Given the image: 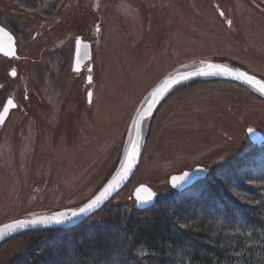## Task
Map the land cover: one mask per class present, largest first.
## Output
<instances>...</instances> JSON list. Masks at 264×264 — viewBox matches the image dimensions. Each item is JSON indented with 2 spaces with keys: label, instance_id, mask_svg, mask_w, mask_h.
<instances>
[{
  "label": "rangeland",
  "instance_id": "374dc122",
  "mask_svg": "<svg viewBox=\"0 0 264 264\" xmlns=\"http://www.w3.org/2000/svg\"><path fill=\"white\" fill-rule=\"evenodd\" d=\"M54 2L0 0V23L14 31L17 45L15 58L0 55V103L7 95L20 102L0 129V224L75 208L95 195L123 157L137 110L164 76L212 61L264 80V0ZM79 34L92 48L87 83L84 71H72ZM207 80L188 81L163 98L144 123L130 180L82 222L89 224L82 233L67 235L91 242L97 234L91 225L115 205L124 216L146 220L149 213L135 209L132 198L144 183L182 224H205L212 238L250 236L242 214L264 202V142L253 144L246 128L264 135V97L238 83ZM195 165L209 168L207 209L197 203V182L181 192L168 184L171 174ZM35 231L0 243V264H41L60 239L44 248L47 233ZM108 232L110 253L93 264H149L148 252L129 249L121 230ZM72 238L64 245L71 247Z\"/></svg>",
  "mask_w": 264,
  "mask_h": 264
},
{
  "label": "trees",
  "instance_id": "16d2710c",
  "mask_svg": "<svg viewBox=\"0 0 264 264\" xmlns=\"http://www.w3.org/2000/svg\"><path fill=\"white\" fill-rule=\"evenodd\" d=\"M210 80L218 79L207 81ZM209 184L204 179L196 183L199 188L197 194L201 197L197 203L199 206L205 205L203 206L205 209L211 206L206 205L208 202L204 199L205 196H210L211 186ZM217 203L214 201V204ZM144 211L149 213L148 218L135 221L127 215L124 216L123 211L116 205L110 207L103 216H99L98 222L91 225L92 229L97 231L93 238L94 241L92 239L91 242L83 240L81 234H78L76 238L73 237L74 239L67 235L69 231L78 228L81 229L78 233H82L89 225L86 223L68 229L35 231L47 233L40 239L44 241V248H49L53 241L60 239L56 249L51 246L52 251L47 250L41 264H61L63 261V264L67 261L66 264L101 262L110 253V243L106 240L110 236L107 229L113 226L121 230L125 245L129 249L139 248L148 252V258L151 260L149 264H264V202L260 209L253 207L250 208V212L246 211L242 214V218H246L249 222V230H253L247 238L239 234L228 239L224 232L212 238L214 235L210 234V227L198 224V222L195 224L192 221L182 224L171 210L157 200ZM181 212L186 213L184 210ZM226 213L227 217L231 214L228 211ZM217 216L222 218L223 215L217 214ZM122 220L124 227L121 226ZM69 238H72L71 247L64 245ZM38 255L36 252L34 259ZM31 260H24V264H37ZM138 261H136L137 264H147L140 259Z\"/></svg>",
  "mask_w": 264,
  "mask_h": 264
},
{
  "label": "water",
  "instance_id": "95a60500",
  "mask_svg": "<svg viewBox=\"0 0 264 264\" xmlns=\"http://www.w3.org/2000/svg\"><path fill=\"white\" fill-rule=\"evenodd\" d=\"M0 28H3L2 26H0ZM4 32H0V53L5 55V56H13L15 54V44H14V38L12 36V34L6 30L5 28ZM5 33H7V35H5ZM75 49H74V57H73V63H74V70H78L79 68L77 67V64H85V63H89L90 62V44L89 42H84L80 39H77L75 42ZM209 64H219L221 66L227 67L230 70H239L242 72L247 73L250 76L255 77L256 80H260L261 82H264V80H262L261 78H259L258 76H255L249 72H247L246 70L239 68V67H231L228 66L226 64L220 63V62H212V61H203L197 65L191 66V67H185L183 69L174 71L172 73H170L169 75L164 76L157 84H155L150 91L147 94V97L145 98L144 102L142 103L141 107H139V109L137 110L134 118L132 119V128H131V134H130V139L127 143V146L125 148L123 157L120 161V163L118 164L117 168L115 169L114 173L111 175V177L106 181V183L100 188V190L95 194L97 195L103 188L104 186L108 183V181L119 171H123V168L126 164V154L128 152L131 151L132 145L133 143H136L137 148H138V154L136 156L135 159V163L132 167V169L130 170V172L128 173V176L126 177V179H124L123 181L120 182L119 186L116 187L112 193L110 194V196L103 201L97 208L92 209L91 211L85 213V214H81L79 216L73 217L70 220H67L63 223H49V224H44V223H37V224H29L26 225L24 228H18L16 229L14 232L11 233H6L2 236H0V243L4 242L5 240L11 238L14 235H17L19 233L25 232V231H30V230H39V229H68V228H72L76 225H79L80 223H82L84 220H86L87 218H89L91 215L95 214L97 211H99L109 200L110 198L115 195L116 193H118L126 184L127 182L130 180L132 174L134 173L136 166L139 162L140 159V154H141V149L144 145V138L142 137L143 135V126L145 121H147L148 119H150L152 117V115L154 114L157 106L159 105V103L163 100V98L170 93L172 90H174L175 88H177L178 86H180L181 84H184L188 81L191 80H195V79H220V80H226V81H231L234 83H238L241 85H244L245 87L255 91L256 93H258L260 96L264 97V95H262L260 93L259 86L255 85V84H248L246 83L244 80H237L234 78V76H230V75H208V76H202V75H191V73L193 72H199L201 70H208L207 66ZM88 69H90V66L87 67ZM183 76H187L188 79H183L181 80L180 78ZM87 80H89V78H87ZM172 80H177L178 82L176 84H171L170 82ZM167 82V83H166ZM157 89H161L163 90L161 92V94L156 98L155 103H153V93L157 90ZM88 97V101L90 100V92H88L87 94ZM151 104V108H149V105ZM4 109V108H3ZM3 109L0 113L3 112ZM7 115V113H4V118ZM137 120L140 121L139 126H137ZM1 122V121H0ZM139 131V135H137V132ZM246 133L248 138L250 139V141L255 144V145H261L264 142V135L258 131L257 129L253 128V127H247L246 128ZM209 172V168L201 166V165H195L194 167H192L191 169H185L182 170L179 173H174L171 174L168 177V184L169 186L174 189L177 192H181L184 191L187 188H190L193 184H195L196 182H198L199 180L203 179L206 177V175ZM184 173H188V176L182 181L176 184L175 187H173L172 183H171V178L172 177H179L182 176ZM146 187L147 189H149L154 195L153 198L146 202V203H141L138 202L137 200V193L138 190L141 189V187ZM93 195L91 198H89L87 201H85L84 203H82L81 205L75 207V208H79L81 207L83 204L87 203L89 200H91L92 198H94ZM140 196H144L145 193L143 191L139 192ZM132 198L134 199V206L137 210H146L147 208L151 207L155 201H156V193L155 191L148 186L147 184L144 183H140L138 184L132 191ZM67 209H73V208H63V209H59V210H55L52 211L50 213L47 214H38V215H33L30 217H26V218H19V219H15V220H11L8 222H5L3 224H0V226H3L4 224H8V223H12L13 221L16 220H20V219H32V218H37V217H42V216H50L53 215L55 213L61 212V211H65Z\"/></svg>",
  "mask_w": 264,
  "mask_h": 264
},
{
  "label": "snow or ice",
  "instance_id": "6c2138e0",
  "mask_svg": "<svg viewBox=\"0 0 264 264\" xmlns=\"http://www.w3.org/2000/svg\"><path fill=\"white\" fill-rule=\"evenodd\" d=\"M0 32H4L3 28H0ZM7 35V33H5ZM208 70H201L199 72H193L191 75H202V76H208V75H230L234 76L237 80H244L248 84H255L259 86V91L262 95H264V82H261L260 80H256L255 77L248 75L245 72L239 71V70H230L227 67L221 66L219 64H209L207 66ZM14 75V73H13ZM188 79L187 76H183L180 78ZM177 80H172L171 84H176ZM167 83V82H166ZM163 90L157 89L152 95H153V103H155L156 98L161 94ZM13 106V102L11 99L8 100L7 104L5 105L3 112L0 113V121H3L4 119V113H7L9 110V107ZM149 108H151V104L149 105ZM137 126H139L140 121L137 120ZM137 135H139V131L137 132ZM138 154V148L136 143H133L131 151L126 154V164L123 168V171L117 172L104 186V188L94 196L91 200H89L87 203L83 204L79 208H73V209H67L65 211H61L58 213H55L50 216H42L32 219H20L13 221L12 223L4 224L3 226H0V236L14 232L18 228H24L26 225L29 224H37V223H63L67 220L72 219L73 217L79 216L81 214H85L92 209L97 208L103 201H105L112 191L119 186L120 182L126 179L128 176V173L132 169L136 156ZM188 176V173H184L182 176L179 177H172L171 183L173 187L176 186L177 183L182 182L186 177ZM143 191L145 193L144 196H140L139 192ZM153 193L147 189L146 187H141V189L138 190L137 193V200L141 203H146L150 201L153 198Z\"/></svg>",
  "mask_w": 264,
  "mask_h": 264
},
{
  "label": "flooded vegetation",
  "instance_id": "af4514ba",
  "mask_svg": "<svg viewBox=\"0 0 264 264\" xmlns=\"http://www.w3.org/2000/svg\"><path fill=\"white\" fill-rule=\"evenodd\" d=\"M55 2H57V0H55ZM54 2V3H55ZM63 2V1H62ZM61 2V3H62ZM54 6H56V5H54ZM0 26H2L3 28H5L6 30H8L11 34H12V36H13V38H14V44H15V54L13 55V56H10V57H8V56H5V55H3V54H1L0 53V55L1 56H3V57H5V58H7V59H12L13 57L15 58L16 57V49H17V45H16V36H15V33H14V31L10 28V27H8V26H6V25H3V24H1L0 23ZM99 28L98 27H96V30H98ZM77 39H80V40H82V41H84V42H89V41H87V40H85L84 39V37H83V35L81 34H79V35H76V38H75V40H74V48H73V57H74V49H75V47H76V45H75V42H76V40ZM89 44H90V62L89 63H85V64H77V67L79 68L78 70H74L73 69V67H74V63H73V57H72V71L74 72V73H81L82 71H84L85 72V80H86V83L87 82H89L90 80H92V75H91V69H92V63H91V51H92V48H91V42H89ZM88 66H90V69H88L87 67ZM13 73H14V75H13ZM7 74L9 75V77H14L15 75H16V70L15 69H13V68H9L8 70H7ZM87 78H89V80H87ZM88 84H90V83H88ZM1 84H0V89H1ZM87 94H88V91L86 92V96H87ZM29 97L30 96H25L24 98L26 99V100H29ZM0 98H1V96H0ZM9 99H11L12 100V102H13V106H11V107H9V110H8V112H7V115L5 116V118L3 119V121H1L0 122V129L5 125V123L7 122V120H8V118H10V114L12 113V111H15L16 109H18V108H20V102H19V100H17L16 99V97L15 96H12V95H7V96H5L3 99H2V101H1V103H0V112L2 111V109L5 107V105L7 104V102H8V100ZM87 100H88V97H87ZM24 107L22 106V109H23Z\"/></svg>",
  "mask_w": 264,
  "mask_h": 264
},
{
  "label": "bare ground",
  "instance_id": "6f19581e",
  "mask_svg": "<svg viewBox=\"0 0 264 264\" xmlns=\"http://www.w3.org/2000/svg\"><path fill=\"white\" fill-rule=\"evenodd\" d=\"M161 102H162V101H161ZM161 102H160V103H161ZM160 103H159V105H160ZM159 105H158V106H159ZM158 106H157V107H158ZM131 128H132V124H131V127H130V132H129V135H128V141H129V139H130ZM128 141H127V143H128ZM126 146H127V144H126ZM125 148H126V147H125Z\"/></svg>",
  "mask_w": 264,
  "mask_h": 264
}]
</instances>
